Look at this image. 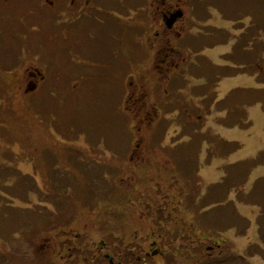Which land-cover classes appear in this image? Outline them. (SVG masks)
<instances>
[{
  "label": "rangeland",
  "instance_id": "1",
  "mask_svg": "<svg viewBox=\"0 0 264 264\" xmlns=\"http://www.w3.org/2000/svg\"><path fill=\"white\" fill-rule=\"evenodd\" d=\"M116 1L123 2L126 0ZM112 5L118 7V11H122L118 4L115 3L111 4V6ZM220 7H222V5ZM123 11L126 12V10ZM231 13L236 12L232 11ZM129 14L132 13L130 12ZM145 21L141 23V26H136L134 25L136 23L133 21H129L128 23H120V25H117L114 22L101 25L93 20L91 26H87V29L81 27L78 28V31L74 29L76 25L74 27L66 25L67 28H71L69 29V33L66 36L62 35L60 31L55 28L52 30L51 25H45L44 22L40 24L38 31L31 33V36H17L19 32H22L24 27L14 21L0 24V64L8 67L16 63V65L19 67L16 71L10 73L12 75L22 70L20 68L22 66L21 63L34 60L43 66L46 78H48L46 80L44 77V83L39 84V88H37L38 90L36 89L37 91H34L35 93H33L31 97L28 96L29 93H25V81L23 79L15 78L11 85L14 92L18 94L17 96L11 98L12 102L14 105H16V107L22 109L21 111L24 116L34 120L35 116L38 115L37 118H42L43 120L48 121L50 118L48 116H53V113H55L58 109V105L55 104V100L50 98L47 93L51 92V94L56 96L57 104L62 100L64 107L66 108V110H64L62 113L63 123L65 121L66 114L70 113V120L73 124V128L67 130L65 127H62V130L65 131L66 134L73 140H75L73 144L69 145L68 147L69 149H74L73 151H76L77 154L79 150L99 151V148H101L99 145H102V147L107 146L111 150H121L124 148V146L125 149H129L135 143V138L130 139L128 137L127 133L124 131L125 129L123 126H121L125 122L119 118V114H116V118L113 119H111L110 115L119 113L118 102L119 105L122 103L120 97L122 90H119L118 92V89L120 87L122 70L123 67H125V64H123L121 61H125V63L132 62L133 57L135 56V51H137L138 54L143 51L140 57L141 59H144L146 54L148 55L150 52L147 50L148 47H146V38H153L154 36L151 35L150 31H147L145 36L143 35V29H148L147 23ZM196 21L198 20L196 19ZM245 23L248 24L249 19H246ZM202 24L206 26L212 25L214 29L226 30L224 32L225 36H234L238 35L239 33L241 34L242 32V29H234L233 23L222 18L219 12L214 9H211V17L207 18V20H204ZM90 27L92 28L91 30L89 29ZM140 29H142V31H140ZM197 30L202 31L201 26L200 28H190L186 32L188 35H193V33H195ZM245 33L248 34L247 30ZM133 36V43H135L136 40L141 43V46L135 45L133 47H128L131 52H129L128 55V49L123 47V43H126V41L132 39ZM235 40L237 39H230L228 43L209 50L207 52L209 58H211V60L215 63H231L230 61L222 60L220 55L229 52ZM210 51L212 52L209 53ZM77 54L78 56H83L82 54H84V58L86 56L87 58L97 59L100 63L101 61L106 62V64L97 65L89 69L83 68L78 70L80 65H82L79 64V61H82L83 59L80 57V60L77 61ZM233 56H235V54H233ZM259 58L260 56H256V61ZM148 71H150V69L148 68L147 70L146 68L145 72ZM76 75H81L82 81L84 83L79 88H76L78 84V77H76ZM254 84V77L248 75H238L223 79L219 83V87L221 86L222 92L226 95L235 86H256ZM5 94L6 92L4 91L3 95ZM23 94H26V97L23 96ZM0 103H2V106L3 103L4 106H6V102H3V98H1ZM30 104L31 106L33 105L32 107L35 109H32ZM136 105L138 104L136 103ZM215 115L216 114H212L204 121V131L211 129L212 126L215 125L213 123V117ZM125 117L127 119L126 121L129 123L128 126H130V129H134L139 125V123H135L133 125V122H131L127 116ZM248 118L251 121V126L246 129L239 127H223L220 129L222 138L229 141H238L241 144L240 148L234 150L227 157L213 159L218 155H215L213 158L208 156L204 159L203 163H201V159L199 160V171L200 169H203L205 178L208 182L221 174V171L218 172L216 170L221 166H217L216 164L219 163L227 166L228 164L254 157L258 151L264 150V111L261 109L259 104L252 105L248 108ZM104 123H106V125L102 127L101 125ZM56 124L54 120V126L57 130ZM107 125L109 130H106ZM54 138L58 142L56 145V147L58 146L56 151H58L62 145L64 146L63 140L58 133L57 135H54ZM27 147L30 149L31 145H28ZM220 147L221 149L218 152L220 153L219 155H222L221 153H225L229 149V147L226 145H220ZM202 148L204 151L207 150V145L202 146ZM15 149L18 151H15L14 153L20 155V147L15 146ZM102 150L107 149L105 147ZM202 155H205V152H202ZM1 157L2 158L0 159H2L4 162L5 159L9 160L10 162L12 160L9 159L10 156L1 155ZM76 159L83 161L86 164L90 163L89 165L92 166L89 167L86 164L84 165L79 162L77 164L74 163L75 167L86 175L83 177V180H79L78 177H73L74 180L77 182H91L96 173L95 166H98L99 164L93 157H85L84 154H82V157H77ZM26 160L27 162H20L18 166H9L7 173L5 171L7 170V164H5L0 169V176L16 178L15 176H11L9 172L20 169V171L24 173H32V177L30 178L33 181L35 180V183L37 184L41 183L43 179L42 173L38 170H34V166L32 165L34 163H32L30 158L26 157ZM54 162L56 164L55 166H58L59 161L57 162L56 159H54V161L51 159L46 160V163H48L47 166L49 167L54 165ZM208 165L210 166L207 167ZM215 165L216 169L214 168ZM238 166L240 167L239 173L241 177L242 172H246L248 169L241 166L240 164ZM61 167L62 165L58 166L57 170L51 172L52 176L49 180V183L52 188L49 189L48 193H45V202L40 203V199L42 200L43 197L39 198V196L31 194L29 197L31 200H33L30 208L39 206V203L44 205L47 203L45 207L50 206L51 209L41 207L42 210L38 211L37 209L31 210L30 208H25L23 214L25 215V219L28 221L26 223L22 222L20 226L18 223H16V225L12 227L13 234H11L6 240L0 236V250L5 252L4 257L6 256V259L10 258V262L8 264H26V261L29 258L24 255L25 251H30L29 241H27L25 238V227L27 229V236L29 237V240L34 230L46 229L47 234H52L55 231L54 229H56L57 225L59 224V217L63 216L67 218L68 214L72 212V205L74 204L71 198L73 197L72 192L73 188L78 185L75 184V186L72 188L71 184L73 181H69V186L66 187H63V184H58L59 181L62 182L64 178L72 177L69 176L70 173L68 171L65 169L62 170ZM57 173H59L60 176H58ZM62 173H66L68 176H65L66 174L63 175ZM5 174H7V176ZM227 176L228 174H226V177ZM260 176L264 177V165H261L260 167L258 166L255 170H253L250 178L245 183L248 184L250 181L247 187H251L252 182ZM16 179L19 180L18 178ZM20 180L31 182L29 178H21ZM27 187L29 186L26 183L22 184L23 189ZM39 187L40 184H38V187L36 186L35 188L30 186L29 189L40 191L41 189ZM63 192L67 194L66 203ZM40 193H42V191ZM68 195L71 197H68ZM259 195L260 196L258 197L257 201L254 198H248L241 201L239 205H237L236 202L238 196H234V208L235 212L239 213V219L250 220V227L246 236H236L238 226H236L234 229H231L227 225L228 228L222 229V232H218L216 230L218 233H220V236L226 239L228 244L230 243L231 250L235 254H240L243 252L247 257H249L248 264H264V260L261 257L258 255H252V251L255 248L252 247L253 249L250 250V246H253L256 244L255 242L259 241L256 219L258 217V205L260 204V200L263 201L264 199L263 193H260ZM232 196L233 195H230V197ZM231 199L233 198L228 197L224 203L228 204L229 200ZM205 202L202 201L201 205H203ZM14 203L22 206L25 205V203L17 200H15ZM48 203H53V205ZM255 203L257 204L255 205L256 207L254 206ZM2 206L3 198L1 199L0 197V207ZM66 206H69V209L65 212L64 208ZM16 210L17 209L13 208L10 213L15 212V214H17L18 212ZM48 210H51V212L49 213ZM75 211H79V209H76ZM6 219H8V217H6ZM241 225H244L243 221L241 222ZM246 225L248 227L249 224L247 223ZM213 232V235L208 236V239L216 240V238L219 236L215 235L217 232ZM2 234L5 236L7 235L6 231H3ZM242 244L243 247H240ZM245 247L249 248V250L247 251V248ZM255 251L258 252V250ZM230 253L232 252L230 251Z\"/></svg>",
  "mask_w": 264,
  "mask_h": 264
},
{
  "label": "flooded vegetation",
  "instance_id": "2",
  "mask_svg": "<svg viewBox=\"0 0 264 264\" xmlns=\"http://www.w3.org/2000/svg\"><path fill=\"white\" fill-rule=\"evenodd\" d=\"M118 4V7L111 4ZM21 4H25L22 6ZM182 8L184 15L171 28L165 26L167 16ZM123 10H126L124 12ZM132 14H129V13ZM135 19V20H134ZM98 24L147 23L153 38L146 42L150 61L141 65V72L178 71L186 61L183 44L177 43L185 35L188 24L187 13L180 0H0V24L14 21L24 28L17 36H31L39 30L42 22L51 29L68 35L66 25L78 28ZM44 25V26H45ZM43 26V27H44ZM123 27V26H122ZM143 27V26H142ZM124 28V27H123ZM92 29L91 27L89 28ZM148 29H143L146 35ZM100 30V29H99ZM142 31V29H140ZM92 32V31H91ZM93 34V33H92ZM57 36V35H56ZM123 47L126 48L125 43ZM78 56V70L101 65L97 59ZM122 63L124 61H121ZM106 64L105 62H101ZM170 65H175L170 68ZM123 66V64H122ZM127 62L125 68H127ZM19 76L25 83L39 86L44 80V69L34 61L27 62ZM148 71V72H150ZM82 79V76L79 77ZM135 102L143 101V89L148 82H128ZM138 79H140L138 77ZM83 83L78 81L77 86ZM145 97V95H144ZM101 152L111 154L112 150ZM124 151L131 162L123 167H132V174L108 176L102 180V187H94L88 202L72 206V212L65 218L60 216L54 233L35 230L29 240L30 251L26 264H193L191 244L184 239L176 240L169 232L181 231L191 237L190 226L185 221L186 201L189 197L190 179L143 177L134 175L146 160L149 152L145 146L136 144ZM79 153H81L79 151ZM114 163V164H113ZM110 161L101 168L118 170L119 162ZM69 206L64 208L68 211ZM79 209V211H75ZM75 214V215H74ZM171 223V225L169 224ZM172 227V228H171ZM185 247V253L182 248ZM213 251V250H212ZM23 255V256H24Z\"/></svg>",
  "mask_w": 264,
  "mask_h": 264
},
{
  "label": "trees",
  "instance_id": "3",
  "mask_svg": "<svg viewBox=\"0 0 264 264\" xmlns=\"http://www.w3.org/2000/svg\"><path fill=\"white\" fill-rule=\"evenodd\" d=\"M192 2H197L198 4H206L208 3L210 6H216L220 9V11L223 13L224 17L231 18L236 21V23L240 22L244 17L249 18V24L245 26V24L242 25L244 28V34L237 36V41L234 43V48L236 49L239 47L240 50L237 51L235 56H233L232 53H227L223 55V59L225 61L232 62L234 60V64H221L217 67L215 66L214 69H210L212 73H208L207 71H200L194 74L197 77H204L208 83L219 81L221 77L229 76V75H236L238 73H248L251 76L255 77V81L258 86L255 87H241L234 90H231L223 99L219 100V104L223 105L229 113V116L231 120L228 119H216L219 123L228 126V127H239V128H248L251 126V121L248 119V110L247 107L259 104L261 105V109L264 111V70L259 71V69L256 67L255 63H261V66L264 64V57L260 56L259 59H254L249 51L245 48V45L247 42H249L250 38H246V36H254V42H257V46H260L264 44V0H190ZM24 6L25 4H21ZM222 5V7H220ZM232 11H235L236 13H231ZM9 26V25H8ZM247 30L248 35L245 34V31ZM232 36H223L222 32L220 36H202L201 40L205 42H201L202 46H214L216 44H224L229 39H231ZM246 38V39H245ZM131 43V40H130ZM142 52V51H141ZM137 53L135 51V59H140L142 53ZM131 53V52H130ZM260 54V53H258ZM137 55V56H136ZM16 57V56H15ZM17 58V57H16ZM16 65V63H14ZM11 68H2L0 67V101L1 98H3V102H6V106H2V103H0V158L1 155L10 156L9 159H12L11 162L9 160L5 159V162L0 159V169L7 164V170L8 167L13 166L15 167L16 164H19L20 162H27L26 157L30 158L32 164L34 167V170H38L42 173V181L40 184V191L30 190L29 187L35 188L38 187V184L35 183V180L32 182H26L20 180L21 178H29L32 177L31 174L24 173L18 169L11 171V176H15L19 180L15 178V180L12 182L9 179L1 181L3 178H12V177H5L0 176V197H4L8 201L3 200V206L1 207L3 210L5 209V206L7 205V202H9L8 208L10 211L15 208L17 209L15 212H11L12 214L16 215L18 219H24L22 210L24 208H21L20 205H17L14 203L15 200L20 201L22 203H26L29 201L30 194H35L39 196V198L43 197L45 193L49 192V189H51V185L49 183V180L51 178V172L54 170H57L58 166L54 165L47 166L48 163H46L47 159H51L54 161V159L57 160L58 163H63L64 166L62 170H66L70 173L69 176L78 177L79 180H83V177L86 176L83 172L79 171L74 163H82L85 165V162L79 161L76 159L79 157L78 154L75 155L73 149H69V145L73 144L75 140H73L70 136L66 134L65 131L62 130V127H65L67 130L70 128H73V124L70 120V113L66 114L65 121L63 123L62 120V113L66 108L64 107V104L61 100L57 104L56 102V96L50 93H47L50 98L55 100V104L58 105V109L55 113H53V116L50 115L48 121L43 120L42 118H37L38 115L35 116V119L32 120V118L26 117L22 113V109L16 107L14 103L12 102V97L17 96L18 93H15L12 89L11 83H13L14 79H18V74H10L13 73L16 70H13ZM130 72V70H129ZM217 85V84H216ZM201 88H204L202 86ZM156 93L155 99L160 104V96H162L165 101L168 102L170 98L161 95L162 87L161 85H158L157 89H154ZM4 91L6 92L5 95H3ZM8 93V94H7ZM33 93H29L28 96L31 97ZM173 94V91H172ZM23 96L26 97V94H23ZM167 98V99H166ZM186 99V96H183L182 99H178L180 102H184ZM210 101H212V96L209 97ZM216 103V104H217ZM211 102H207L208 108L207 111H209ZM33 106V105H32ZM30 104V107L33 108ZM181 114L182 109L179 108ZM111 119L116 118V116L110 115ZM53 118V119H51ZM110 118V117H109ZM54 120L57 127V130L54 126ZM59 121V123H58ZM164 123L161 122L158 126L157 122H153L150 126H147L146 128L151 130L158 129L160 130V126ZM203 122L201 120L193 119L190 121L186 113L184 112V121L180 124L179 120L177 121L176 125H173L171 123L166 124V128L169 129V126L171 125L170 129H177L180 128V133H176L174 131V134L172 136L171 143L166 142V136L169 135V132L166 131V133H163L158 138H153L151 136L150 139L146 140V146L148 148H151V150H157V153L161 155L165 160L166 163L164 164L161 162L160 158H155L151 161V163L146 165H140L137 169L134 171V175L136 176H143V177H160V178H178L182 181V176L187 177H194V172L198 171L199 168V160L197 159L198 152L196 151V139L198 137H202L201 135H198L197 132L200 130ZM106 123L102 124L101 126L104 127ZM121 125V121H120ZM122 126V125H121ZM124 129L128 130L131 133L130 127L123 126ZM165 128V130H166ZM106 130L108 129V125L106 127ZM185 131H189V133H185ZM61 132V133H60ZM57 133L60 135V137L63 140L62 147L58 149L57 140L54 138V135H57ZM63 133V134H62ZM167 134V135H166ZM185 135H189L191 137V140H188ZM209 137V136H204ZM217 138V137H215ZM213 142H211L210 145H212V155H219V150L221 149L220 144L226 145L229 147L228 151L225 153H221L222 155L225 154L228 155L232 153L237 148H240L241 144L238 141H226V140H217V139H210ZM170 144V145H167ZM28 145H31L30 149L27 147ZM178 145V147H177ZM218 145V148L216 147ZM15 146L20 147V155L17 153H14L15 151H18L15 149ZM50 147V148H49ZM63 148V149H62ZM84 149V148H83ZM81 153L84 154V156H91L95 159V161H104L106 163H101V165H106L109 161L116 162L120 160H124L126 158L124 151H118V150H112L111 154L108 155V153L101 152L99 156V152L95 150H79ZM218 151V152H217ZM75 155V156H74ZM208 156H210L208 154ZM212 158V156H210ZM209 158V159H210ZM208 159V160H209ZM21 160V161H19ZM15 161V162H12ZM56 162V163H57ZM30 163V162H28ZM119 169L115 170L117 173L116 176H123L127 175V173L132 174V167L130 166L128 168L123 167L124 162H119ZM209 163V161H208ZM12 164V165H11ZM114 164V163H113ZM241 165L248 170L246 172H242L241 177L239 173V166ZM264 165V150L258 151V153L251 158H247L244 160H241L237 162V164H234V168H227V166L224 168V173H234L235 172V179L233 177L225 178V181L220 183H214L209 187V190L214 193V195L218 194V190H221V187H223L225 184L231 182L235 186H243L244 183H246L249 179V175L251 171L258 166ZM112 171L111 168H102V175H106ZM98 173H101L98 171ZM7 176V174H5ZM58 176L59 173H57ZM64 175V174H63ZM96 177V175L94 176ZM61 179V178H60ZM74 179V178H73ZM234 180V181H232ZM68 178H64V180L61 182L59 181V185L63 184V187H66L68 183ZM20 182H22L20 184ZM26 183L29 187L23 189L22 184ZM31 183V184H29ZM219 183V184H218ZM76 186L74 188L73 194L74 197H71L68 195V197H71L76 199L77 202H82L84 199L90 194L92 191L93 183L90 181H81V182H73L71 185ZM53 185V183H52ZM5 186V188H4ZM58 186V185H57ZM69 186V185H67ZM199 189V188H198ZM42 191V193H40ZM198 191V190H197ZM197 191H192V196ZM189 192V191H188ZM260 193H264V177L260 176L256 178L251 185V188L244 192H240L238 195L239 198L243 197H252L254 199L258 198ZM43 195V196H41ZM191 195V194H190ZM187 200V218H192L193 213H195L194 217H196L197 214V220L199 222L202 221L203 216L199 217V211L201 213V208L198 206L196 200L194 197L190 196ZM67 197V195H66ZM89 200V199H88ZM87 200V201H88ZM74 202V200H73ZM264 203V202H263ZM37 208V207H36ZM38 208H40L38 206ZM264 213V211H263ZM192 220V219H191ZM18 222V221H17ZM19 223V222H18ZM227 224H220L219 226L223 227ZM259 225H260V237L264 241V214L259 218ZM241 234H244V232L240 231ZM252 250V248H250ZM262 255L264 256V249H262ZM243 256L234 257L235 262L239 261L238 264L243 263ZM222 263H232V260L228 257H220L219 258ZM208 263V261H207ZM206 263V264H207ZM213 264H218V262H211Z\"/></svg>",
  "mask_w": 264,
  "mask_h": 264
},
{
  "label": "water",
  "instance_id": "4",
  "mask_svg": "<svg viewBox=\"0 0 264 264\" xmlns=\"http://www.w3.org/2000/svg\"><path fill=\"white\" fill-rule=\"evenodd\" d=\"M171 19L174 20L173 18H171ZM172 20H171V21H172ZM33 89H34L33 86H28V87L26 88V92H27V91H31V90H33Z\"/></svg>",
  "mask_w": 264,
  "mask_h": 264
}]
</instances>
